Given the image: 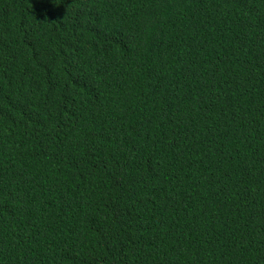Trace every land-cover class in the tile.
Masks as SVG:
<instances>
[{
	"label": "trees",
	"instance_id": "16d2710c",
	"mask_svg": "<svg viewBox=\"0 0 264 264\" xmlns=\"http://www.w3.org/2000/svg\"><path fill=\"white\" fill-rule=\"evenodd\" d=\"M0 264H264V0H0Z\"/></svg>",
	"mask_w": 264,
	"mask_h": 264
}]
</instances>
